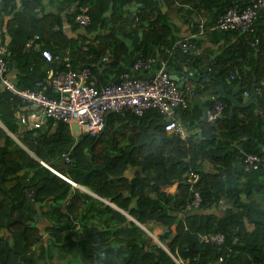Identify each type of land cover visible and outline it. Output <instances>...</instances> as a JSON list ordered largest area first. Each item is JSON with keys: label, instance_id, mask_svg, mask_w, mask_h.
I'll use <instances>...</instances> for the list:
<instances>
[{"label": "trees", "instance_id": "1", "mask_svg": "<svg viewBox=\"0 0 264 264\" xmlns=\"http://www.w3.org/2000/svg\"><path fill=\"white\" fill-rule=\"evenodd\" d=\"M192 1L0 0V26L8 19L0 45L8 47L20 88L33 89L42 79L41 67L49 63L44 50L55 54L70 50L73 67H90L93 79L96 64L110 55L109 60L117 61V78L132 71V54L135 59L143 55L167 60L175 72L172 62H180L183 54L178 43L192 37L194 47L183 54L180 65L194 74L200 71L199 79L211 78L210 90L232 73L237 84L242 81L237 98L247 104L235 108L232 117L231 102L221 96L227 104L223 118L214 124L200 122L204 107L212 103L207 91L200 94L202 104L195 99L190 109L178 113L191 129L185 140L166 131L157 109L143 116L111 112L102 133L93 138L83 132L76 139L64 122L55 126L49 122L39 130L23 128L18 113L24 103L0 90V121L31 152L0 125V264H40L53 254L52 246H60L62 252L79 244L76 248L88 264H264V164L246 170L243 162L246 154L264 158V33L258 27L264 13L254 32L211 30L226 10L235 5L246 9L252 2L211 0L206 6L216 17L203 30L191 20L194 12L199 13L196 4L191 8ZM47 4H57L56 11H49ZM83 6L89 7L91 23L77 38L70 37L65 21L74 31L81 28L75 17ZM165 8L178 10L192 33L179 38L181 29L168 22ZM66 10L68 16L63 15ZM139 33L143 36L135 44L133 36ZM222 34L241 39L212 54L204 69L202 58L194 55L202 42L195 35L214 37L212 42L219 45ZM156 71L154 67L137 76ZM175 73L181 76L184 70ZM49 94L55 95L53 90ZM192 170L199 174L196 185L189 177ZM167 184H177V191L166 192ZM196 191L202 201L187 210ZM94 196L110 199L114 206ZM43 216L50 221L45 229L37 224ZM159 225L165 231L159 236L162 243L141 227L154 232ZM77 227L87 231L79 243L72 239ZM43 230L49 232L47 243ZM214 233L223 234L225 243L204 238Z\"/></svg>", "mask_w": 264, "mask_h": 264}, {"label": "built area", "instance_id": "2", "mask_svg": "<svg viewBox=\"0 0 264 264\" xmlns=\"http://www.w3.org/2000/svg\"><path fill=\"white\" fill-rule=\"evenodd\" d=\"M36 11L41 12V9L38 8ZM88 11L89 7L83 6L75 17V23L81 28H86L91 23ZM263 13L264 0H252L246 9H240L235 5L226 10L210 29L254 32L256 22ZM205 23L206 20L200 22V29L205 30ZM56 29H59V26H56ZM4 32L0 28V36ZM190 38L178 43L181 53H189L194 47ZM36 39L37 37L29 41L28 48L33 46ZM7 48V45H0V90L8 92L12 96L11 100L20 99L24 103L25 107L21 109L26 110L19 112L18 119L28 130L42 129L49 122L54 126L64 122L70 128L76 123L80 133L87 132L96 136L106 128V117L111 112L129 111L137 116H143L149 110L157 109L164 117L166 131L185 140L191 135V129L178 113L190 109L195 99L212 86L211 78L199 79L200 71H196V74L187 71L183 75L184 84L181 88L179 82L172 79L170 73L172 70L169 69L167 60L139 55L135 59L132 71L119 74L117 77L119 83L113 82L98 87L92 81L93 71L90 67L83 66L80 69L73 67L70 50L56 54L44 50L42 55L50 63L47 69L48 78L36 81L33 89H23L18 87L10 76L13 63L7 56ZM104 60L109 59L106 57ZM154 67H157V71L151 76L145 78L137 76V73L151 71ZM232 78H235L234 75ZM47 83L55 95L45 92ZM247 95L245 92V96ZM209 96L212 103L206 108V121L214 124L223 118L227 104L217 93ZM64 157L67 161L70 160L69 153L64 154ZM243 162L246 170L258 169L264 164V158L246 154L243 156ZM189 177L192 185L199 182L197 171H190ZM201 201L200 193L196 191L195 199L187 210L197 207ZM204 238L211 243H225V236L221 233Z\"/></svg>", "mask_w": 264, "mask_h": 264}, {"label": "crops", "instance_id": "3", "mask_svg": "<svg viewBox=\"0 0 264 264\" xmlns=\"http://www.w3.org/2000/svg\"><path fill=\"white\" fill-rule=\"evenodd\" d=\"M210 1L211 0H194V1H192L191 8H192L193 3H194V4H196L197 9L199 11V13H195L194 12V14L191 15V20L194 23H200L203 20H206V23L207 22L208 23L209 22L212 23V21L216 17V14H214V12H211V9H209L206 6V3L209 4ZM217 1H221V2L226 3L227 1H238V0H217ZM47 5H49V7H47V9L49 11H56V5L57 4L56 5L55 4H47ZM165 9H166L165 11L169 13V14H167L168 22L170 24H176L181 29L180 30L181 33L178 35L179 38H183L184 36L189 35L190 33H192V31H191L192 29L190 30L188 28L189 27L188 24L183 22L181 13H179L178 10H175L174 8L171 9V10H167V8H165ZM67 11L68 10L64 11L63 12V15H66L67 14V16H68V12ZM65 22L66 23H65V28L64 29L68 33V35L70 37L77 38L78 37V33L83 31L82 28H79L77 31H74L73 30V25L70 24L69 21H65ZM7 23H8V19H6L4 21L3 26H0V28L2 30L6 31V29H4V28H6L5 26L7 25ZM258 27L264 33V17L258 22ZM194 34H195V32L192 35H194ZM196 36L198 37V40L200 38L202 42H200L199 49L194 52V55H198V56H200L202 58L201 60H202V63H203L202 65H203V68L204 69L205 68H208V65L211 62V55L212 54H214V56H216L218 53H222L221 48L224 49L229 44H233V43H235V42H237V41H239L241 39L240 36L239 35H236V34H232V35H229V36H226V34H222L221 37L223 39L220 41L219 45H217V44H214L212 42V38H214V37L207 36V35L206 36H203V37L201 35H195V37ZM1 38H2V36H0V41H1ZM207 56H209V57H207ZM109 58L112 59L111 56ZM212 58H213V55H212ZM101 61H102V64H105L106 65V67L105 68L98 69L97 68V64L98 63H97L96 64L97 71H96V73H94V79H93V82L95 84L97 82L99 86L102 85V84H105L107 82H110L113 79L116 80V76H117L118 69H119L118 67L115 68L114 65H113L114 67L111 66V65H107V63L111 62L112 60L109 61V62H105L104 61V58H103ZM182 61H184V60H182V58H181V61L180 62H182ZM178 62L179 61L172 62V68H173V70L175 72H176V69L179 71L180 68L183 69V70L185 68V65H180V62L179 63ZM13 64H14V62H13ZM49 67H50V64L47 63V62H45V64L42 65V67H41V69H42L41 70L42 80H45L46 77L48 78V76H47V69ZM247 68H248V65H245L244 70L246 71ZM145 75H147V73ZM10 76H11V78L14 80V82L17 85V73H16V71L14 69H12L10 71ZM231 76H232V73H226L225 76H224V78H223V81H224V83L226 85V91L229 94H231L232 91L238 85L237 82H235V79H232ZM228 81H229V83H227ZM45 88H46L45 89V92H47L49 94V90L50 89L48 88V83H47V85H46ZM24 110H26V109L25 108L20 109V112H23ZM18 115H19V113H18ZM243 116H244V114L243 113H240V117H243ZM20 126L23 127V125H21V124H20ZM23 128H25V127H23ZM119 128H120V126L117 127V129H119ZM80 134H82V133H80ZM79 137H77V138H79ZM79 186H80L79 188L82 189V191L87 192L89 194H93V192L91 190H89L88 188H86L85 186H81V185H79ZM163 189L166 192L168 191V192L174 193L177 190V184H173V185L167 184V185L163 186ZM94 197H96L97 199L105 202L107 205H110V204H111V206L113 205V203H110L111 202L110 199H106V198H103V197H100V196H94ZM49 222L50 221L47 220L43 216V217H41V218L38 219L37 224L40 225V227H42V228L45 229L46 225H48ZM160 228H163V227H161L160 225L159 226H155V231H158L157 233H159L160 232V230H159ZM42 234H43V237H45V242L46 243L49 242L50 238H49V232H48V230H43ZM50 244L51 243H49V245ZM51 249H53V254L50 257H48V255L47 256H44V257H47V259L48 258L50 259V258L53 257L54 258L53 261L55 263H59L60 262L61 264H66V262H63V263L61 262V259L65 256V253L62 254L60 246H58V247H53L52 246ZM62 251L64 252V250H62ZM53 261H51V262L54 263Z\"/></svg>", "mask_w": 264, "mask_h": 264}, {"label": "water", "instance_id": "4", "mask_svg": "<svg viewBox=\"0 0 264 264\" xmlns=\"http://www.w3.org/2000/svg\"><path fill=\"white\" fill-rule=\"evenodd\" d=\"M131 21H132V18H131ZM132 28H133V24L131 23L130 24V31L132 30ZM143 36V34L142 33H139V34H135L134 36H133V42L135 43V44H138L139 43V40L141 39V37ZM181 56V58H182V60H184V55L183 54H181L180 55ZM134 59H135V57L133 56V54H132V62H131V65H133L134 64ZM117 64V61H112V62H110V64L109 65H111V66H113V65H116ZM106 67V65L105 64H102V62L100 61V62H98V64H97V68L98 69H101V68H105ZM188 71V68L187 67H185V69H184V73L181 75V76H178V75H175L174 74V72L173 71H170V73H171V77H172V79H174L175 81H177V82H179V84H180V87L181 88H183V75L186 73ZM219 72H216L215 73V76L217 77V76H219ZM115 82L116 83H119V79L117 78L116 80H115ZM227 83H229V81L227 82ZM241 89H242V81H240L239 83H238V85L236 86V88L232 91V93L231 94H229L227 91H226V85H225V83L223 82V83H219V84H217L213 89H211V90H209V91H207L206 93H205V95H210V94H212V93H219L221 96H223L225 99H227L228 101H230L231 102V107H230V113H231V115H232V117H233V113H234V109L235 108H244V107H246L247 106V104H245V103H243V102H241L238 98H237V94L241 91ZM254 93H256L255 91H254ZM256 98H259V95L257 94V96H256ZM197 102H199L200 104H202V100H201V98L199 99V97L197 98V100H196ZM259 109H260V106L257 104V109H256V111L257 112H259ZM205 116H206V112H205V107H204V114H203V117L201 118V120H200V122H202V121H204L205 120ZM199 124V122L196 124V126ZM0 125L7 131V133L23 148V149H25L26 151H28L29 153H31L21 142H20V140H18L16 137H14V135L13 134H11V132L7 129V128H5V126L2 124V122L0 121ZM84 136H91V137H93L94 138V135H90L89 133H87V132H84ZM44 164H46L47 162L46 161H44L43 162ZM46 166H47V164H46ZM165 233V231H163L162 232V234H164Z\"/></svg>", "mask_w": 264, "mask_h": 264}, {"label": "rangeland", "instance_id": "5", "mask_svg": "<svg viewBox=\"0 0 264 264\" xmlns=\"http://www.w3.org/2000/svg\"><path fill=\"white\" fill-rule=\"evenodd\" d=\"M204 99H205V101H208V97L206 96V97H204ZM71 131H72V134L75 136V138L76 139H78L77 137H79L81 134H80V129H79V127H78V125L76 124V123H73V125H72V129H71ZM80 138V137H79ZM44 164V163H43ZM45 166H46V164H44ZM177 191V190H176ZM264 203V202H263ZM91 223H93V224H99V222L97 221V220H93V221H91ZM249 227L250 228H252L253 226L252 225H249ZM81 228V229H80ZM77 227L76 229H74L73 231H72V236H73V238L72 239H75L76 240V242L77 243H79L80 241H81V239H85L86 238V234H87V231L85 230V229H83L82 227ZM102 229H103V227H102ZM161 232H163L164 231V229L163 228H160L159 229ZM158 231H156V232H153L152 234H153V236L155 237V238H157V240H156V242H160V243H162L161 241H160V237H159V234H160V232L159 233H157ZM50 247L52 246L51 244L49 245ZM80 246V244L79 245H76L75 247H73L72 249H64V253H65V256L61 259V262L63 263V262H66V264H88V262H85L84 260H83V258H82V256H81V254H80V252L78 251L79 249L78 248H76V247H79ZM39 249V247L38 246H33V249ZM62 254H63V251H62ZM50 260V261H49ZM54 258L52 257V258H48L47 259V257H44L42 260H41V262H40V264H61L60 262L59 263H55L54 261ZM51 261H53L54 263H52ZM94 264H97V262L96 263H94Z\"/></svg>", "mask_w": 264, "mask_h": 264}, {"label": "clouds", "instance_id": "6", "mask_svg": "<svg viewBox=\"0 0 264 264\" xmlns=\"http://www.w3.org/2000/svg\"><path fill=\"white\" fill-rule=\"evenodd\" d=\"M43 53V52H42ZM108 58V57H107ZM105 61V60H104ZM109 61H111V60H108V61H105V62H109ZM102 62V61H101ZM112 62V61H111ZM174 74L175 75H178V74H176L175 72H174ZM179 76V75H178ZM231 78H232V76H231ZM117 79V78H116ZM232 79H234V78H232ZM211 95V94H210ZM220 97H221V95L220 94H218ZM209 96V95H208ZM199 97V96H198ZM197 97V98H198ZM196 98V99H197ZM205 112H206V108H205ZM205 119H206V116H205ZM18 123H19V120H18ZM20 124V123H19ZM72 129V128H71ZM15 137V136H14ZM17 138V137H16ZM144 230H146L153 238H154V240L156 241L157 240V238H155L154 236H153V232H151L149 229H147L145 226H141ZM154 232H156V231H154ZM160 234H162V232L160 231ZM160 234H159V236H160Z\"/></svg>", "mask_w": 264, "mask_h": 264}]
</instances>
